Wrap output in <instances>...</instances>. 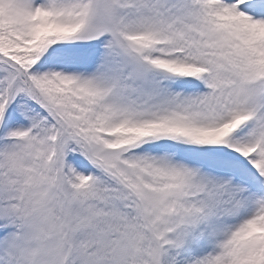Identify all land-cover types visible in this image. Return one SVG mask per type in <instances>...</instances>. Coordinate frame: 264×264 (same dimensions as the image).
<instances>
[{"label": "snow or ice", "instance_id": "snow-or-ice-1", "mask_svg": "<svg viewBox=\"0 0 264 264\" xmlns=\"http://www.w3.org/2000/svg\"><path fill=\"white\" fill-rule=\"evenodd\" d=\"M0 264H264V0H0Z\"/></svg>", "mask_w": 264, "mask_h": 264}]
</instances>
